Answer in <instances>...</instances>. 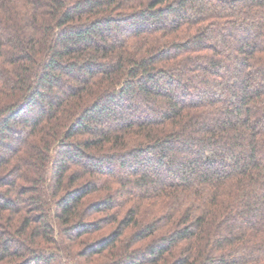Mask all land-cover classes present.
I'll return each instance as SVG.
<instances>
[{
    "label": "trees",
    "instance_id": "trees-1",
    "mask_svg": "<svg viewBox=\"0 0 264 264\" xmlns=\"http://www.w3.org/2000/svg\"><path fill=\"white\" fill-rule=\"evenodd\" d=\"M0 264H264V0H0Z\"/></svg>",
    "mask_w": 264,
    "mask_h": 264
}]
</instances>
